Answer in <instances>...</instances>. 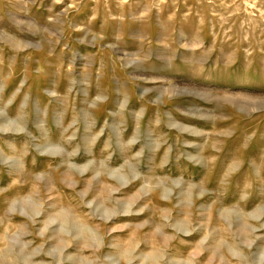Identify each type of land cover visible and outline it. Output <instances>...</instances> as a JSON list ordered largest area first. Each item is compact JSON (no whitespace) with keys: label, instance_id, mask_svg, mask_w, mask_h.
<instances>
[{"label":"rangeland","instance_id":"rangeland-1","mask_svg":"<svg viewBox=\"0 0 264 264\" xmlns=\"http://www.w3.org/2000/svg\"><path fill=\"white\" fill-rule=\"evenodd\" d=\"M0 264H264V0H0Z\"/></svg>","mask_w":264,"mask_h":264}]
</instances>
